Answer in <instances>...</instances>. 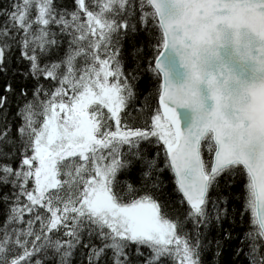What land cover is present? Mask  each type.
<instances>
[{
    "label": "snow or ice",
    "instance_id": "6c2138e0",
    "mask_svg": "<svg viewBox=\"0 0 264 264\" xmlns=\"http://www.w3.org/2000/svg\"><path fill=\"white\" fill-rule=\"evenodd\" d=\"M0 17V264H264V0Z\"/></svg>",
    "mask_w": 264,
    "mask_h": 264
},
{
    "label": "trees",
    "instance_id": "16d2710c",
    "mask_svg": "<svg viewBox=\"0 0 264 264\" xmlns=\"http://www.w3.org/2000/svg\"><path fill=\"white\" fill-rule=\"evenodd\" d=\"M60 2H61V3H64V2H66V0H60ZM2 22H3V18L0 17V23H2ZM9 80H11L10 77H9ZM4 83H5V78H4L3 76H0V93L3 92ZM19 83H20V81L17 80V81H16V84H19ZM248 215L250 216V214H248ZM2 224H3V216H0V225H2ZM189 227H191V226H189ZM217 235H218V234L216 233V231H215L214 229H210V230L208 231V237H209L210 239L216 237Z\"/></svg>",
    "mask_w": 264,
    "mask_h": 264
}]
</instances>
